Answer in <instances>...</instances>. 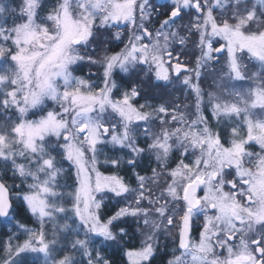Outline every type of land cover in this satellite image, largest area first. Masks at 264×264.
<instances>
[{
	"label": "snow or ice",
	"instance_id": "snow-or-ice-1",
	"mask_svg": "<svg viewBox=\"0 0 264 264\" xmlns=\"http://www.w3.org/2000/svg\"><path fill=\"white\" fill-rule=\"evenodd\" d=\"M0 218V264H264V0H0Z\"/></svg>",
	"mask_w": 264,
	"mask_h": 264
},
{
	"label": "trees",
	"instance_id": "trees-1",
	"mask_svg": "<svg viewBox=\"0 0 264 264\" xmlns=\"http://www.w3.org/2000/svg\"><path fill=\"white\" fill-rule=\"evenodd\" d=\"M1 222H2V219H0V223H1ZM6 231H8V230L6 229V226H3L2 229H0V236H2L3 232H6Z\"/></svg>",
	"mask_w": 264,
	"mask_h": 264
},
{
	"label": "rangeland",
	"instance_id": "rangeland-1",
	"mask_svg": "<svg viewBox=\"0 0 264 264\" xmlns=\"http://www.w3.org/2000/svg\"><path fill=\"white\" fill-rule=\"evenodd\" d=\"M3 226H6V229L8 230L9 225H7L6 223H3V221L0 223V229H2ZM4 239H7V237H3Z\"/></svg>",
	"mask_w": 264,
	"mask_h": 264
},
{
	"label": "flooded vegetation",
	"instance_id": "flooded-vegetation-1",
	"mask_svg": "<svg viewBox=\"0 0 264 264\" xmlns=\"http://www.w3.org/2000/svg\"><path fill=\"white\" fill-rule=\"evenodd\" d=\"M158 3H162L163 0H157ZM85 72H87V69H85Z\"/></svg>",
	"mask_w": 264,
	"mask_h": 264
},
{
	"label": "water",
	"instance_id": "water-1",
	"mask_svg": "<svg viewBox=\"0 0 264 264\" xmlns=\"http://www.w3.org/2000/svg\"><path fill=\"white\" fill-rule=\"evenodd\" d=\"M2 219V218H1Z\"/></svg>",
	"mask_w": 264,
	"mask_h": 264
}]
</instances>
